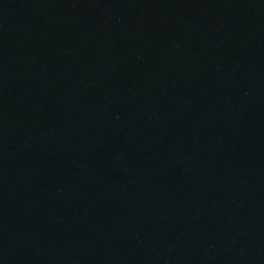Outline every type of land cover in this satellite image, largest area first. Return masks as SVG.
Returning <instances> with one entry per match:
<instances>
[{"label": "water", "instance_id": "obj_1", "mask_svg": "<svg viewBox=\"0 0 264 264\" xmlns=\"http://www.w3.org/2000/svg\"><path fill=\"white\" fill-rule=\"evenodd\" d=\"M0 264H264V0H0Z\"/></svg>", "mask_w": 264, "mask_h": 264}]
</instances>
